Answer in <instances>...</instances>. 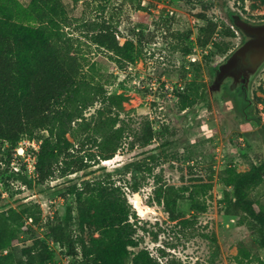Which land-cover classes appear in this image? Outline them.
I'll list each match as a JSON object with an SVG mask.
<instances>
[{"label":"rangeland","instance_id":"obj_1","mask_svg":"<svg viewBox=\"0 0 264 264\" xmlns=\"http://www.w3.org/2000/svg\"><path fill=\"white\" fill-rule=\"evenodd\" d=\"M64 2L70 16L65 31L86 61L95 64L96 81L108 95L126 96L122 108L114 106L126 128L123 144L108 161L92 162L86 171L58 173L46 182L32 171L46 130L24 136L12 150L18 153L23 145L26 158L1 151L0 211L16 209L22 224L18 242L0 254L12 252L15 264H82V255L70 254L68 244L61 246L50 229L96 242L100 227L93 217L81 224L70 189L85 179L105 178L121 185L127 196L140 242L130 251L147 247L163 264H264V215L241 223L244 213L234 193L238 173L262 165L264 176V61L248 81L227 76L224 86L216 78L245 39L231 16L260 22L264 0ZM210 19L220 24L215 39L229 41V48H198L192 62L187 52L194 45L191 36L197 37L198 28ZM104 22L118 31L121 45L133 41L126 50L133 61L93 42V33ZM228 26L234 35L226 34ZM195 88V101L183 108ZM104 107L97 102L87 114ZM150 124L154 135L147 142ZM158 176L180 192L176 213L188 221L172 219L156 200ZM136 181L141 182L140 194L133 192ZM250 194L257 209L264 208V179ZM143 203L150 205L144 214Z\"/></svg>","mask_w":264,"mask_h":264},{"label":"trees","instance_id":"obj_2","mask_svg":"<svg viewBox=\"0 0 264 264\" xmlns=\"http://www.w3.org/2000/svg\"><path fill=\"white\" fill-rule=\"evenodd\" d=\"M231 18L238 26V17ZM68 24L70 16L64 0H31L28 5L21 0H0V152L12 158V150L24 136L32 137L36 129L46 130L48 135L40 144L35 164V175L40 182L58 173L86 171L92 162L113 158L126 132L124 123L119 124L120 112L114 110V106L123 107L126 96L108 95L96 81L92 72L95 64L86 61L80 47L65 31ZM219 27L213 19L201 25L197 44L201 48L213 44L218 50H227L229 41L215 39ZM226 34L235 33L228 26ZM117 36L118 31L104 22L93 33L92 40L133 61L134 56L126 52L128 47H133V41L127 39L121 45ZM193 47L188 49L189 54ZM197 93V88L190 90V99L183 102V108L195 101ZM97 102L105 107L88 115L87 110ZM153 127L148 126L147 142L153 138ZM263 179L262 165L236 175L235 202L244 213L241 223L245 218L264 215V208L257 209L250 194ZM162 181L161 176L155 179L156 200L165 204L172 219L188 221L176 213L180 192ZM141 188V182L136 181L133 192L140 194ZM70 192L75 196L81 224L93 217L100 227V237L89 244L84 238H70L54 226L50 232L61 246L68 244L70 254H81L82 264H163L147 247L129 250L130 246L140 245L138 229L131 220L127 196L116 181L85 179ZM143 206L150 207L146 203ZM21 221L20 213L14 208L0 211V250L18 242ZM0 264H15L12 252L0 254Z\"/></svg>","mask_w":264,"mask_h":264},{"label":"flooded vegetation","instance_id":"obj_3","mask_svg":"<svg viewBox=\"0 0 264 264\" xmlns=\"http://www.w3.org/2000/svg\"><path fill=\"white\" fill-rule=\"evenodd\" d=\"M239 19L240 18H238V20ZM252 24L263 26L264 20ZM240 29L243 31L245 39L242 45L236 51H234L232 55H230L224 64H222V67H220L221 69L219 70V75L216 77L219 79L220 83H225L224 86L226 85L225 80L227 79V76H233V78H235L237 81H240L241 79L243 81H248L250 72L253 70L254 65L264 57V46H256L254 41L258 37L264 35V30L250 32L243 28ZM242 48H246V52H239V50ZM227 85L228 87L233 88L232 84L228 83Z\"/></svg>","mask_w":264,"mask_h":264},{"label":"water","instance_id":"obj_4","mask_svg":"<svg viewBox=\"0 0 264 264\" xmlns=\"http://www.w3.org/2000/svg\"><path fill=\"white\" fill-rule=\"evenodd\" d=\"M237 23H238V26H239L240 28H243V29H245L246 31H250V32L252 31V32H255V31H257V30H264V25L262 26V25H258V24H252V23H250V22H248V21H246V20H244V19H241V18H240L239 20H237ZM254 41H255V45H256V46H264V35L258 37V38L255 39ZM247 48H248V47H247ZM239 52H242V53L246 52V48H242V49H240ZM263 61H264V57H263L262 60L258 61V62L254 65L253 70H256V69L259 67V65H260Z\"/></svg>","mask_w":264,"mask_h":264},{"label":"built area","instance_id":"obj_5","mask_svg":"<svg viewBox=\"0 0 264 264\" xmlns=\"http://www.w3.org/2000/svg\"><path fill=\"white\" fill-rule=\"evenodd\" d=\"M192 39H194V47H193V51L188 56H190V60L196 61L197 60V57L193 56L194 55V52L197 51L198 48L199 49H203V48H201L197 44V37H192ZM179 86L181 87V89H184V87H185L184 85L181 84V82L179 83ZM170 88H171V90H174L173 89L174 88L173 86H171ZM17 150H18V153H15V158L18 157L19 155H24V157H25V153H24V150L25 149H24V146L23 145L21 147L17 148ZM35 164H36V161H35V163H33V168H32V171L34 172V174H36ZM30 166H31V164H30Z\"/></svg>","mask_w":264,"mask_h":264},{"label":"bare ground","instance_id":"obj_6","mask_svg":"<svg viewBox=\"0 0 264 264\" xmlns=\"http://www.w3.org/2000/svg\"><path fill=\"white\" fill-rule=\"evenodd\" d=\"M105 161H108V159ZM141 210H142V214H144L147 211L146 208H143V207L141 208Z\"/></svg>","mask_w":264,"mask_h":264},{"label":"crops","instance_id":"obj_7","mask_svg":"<svg viewBox=\"0 0 264 264\" xmlns=\"http://www.w3.org/2000/svg\"><path fill=\"white\" fill-rule=\"evenodd\" d=\"M23 2H25L24 4L28 5V2H30V0H24Z\"/></svg>","mask_w":264,"mask_h":264}]
</instances>
